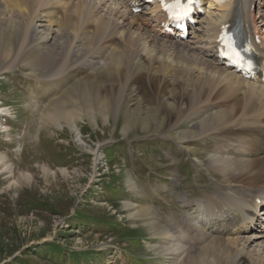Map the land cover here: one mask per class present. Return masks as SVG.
I'll return each instance as SVG.
<instances>
[{
  "label": "bare ground",
  "instance_id": "6f19581e",
  "mask_svg": "<svg viewBox=\"0 0 264 264\" xmlns=\"http://www.w3.org/2000/svg\"><path fill=\"white\" fill-rule=\"evenodd\" d=\"M159 1L0 0V70L23 61L56 87L71 72L78 75L50 100L42 124L83 115L107 119L126 107L129 87L139 95L133 99L139 109L125 112L123 127L147 130L151 114L142 116L143 108L155 112L167 96L159 121L167 131L148 133L171 137L168 131L188 120L189 133L177 142L216 141L209 163L226 189L197 198L152 185V200L155 188L171 193L185 209L181 217L163 215L156 205H125L160 236L167 264H264V85L217 56L220 31L239 19L250 50L264 60V0H203L206 15L185 40L163 33ZM142 6L146 10L135 12ZM134 82L157 86L146 94Z\"/></svg>",
  "mask_w": 264,
  "mask_h": 264
},
{
  "label": "rangeland",
  "instance_id": "374dc122",
  "mask_svg": "<svg viewBox=\"0 0 264 264\" xmlns=\"http://www.w3.org/2000/svg\"><path fill=\"white\" fill-rule=\"evenodd\" d=\"M32 70L23 61L0 70V264H167L160 236L133 218L125 202L181 217L185 209L171 193L155 188L158 198L152 200V185L165 183L197 198L226 189L209 163L217 142L179 145L177 139L189 133L188 120L168 131L171 137L148 133L167 131V123L159 122L167 96L160 97L159 110L152 103L155 112L143 108L142 116L151 114L150 128L126 131L125 112L139 109L133 105L139 95L129 87L126 107L107 119L96 114L42 124L50 100L78 75L71 72L56 87ZM137 86L150 94L157 85Z\"/></svg>",
  "mask_w": 264,
  "mask_h": 264
},
{
  "label": "snow or ice",
  "instance_id": "6c2138e0",
  "mask_svg": "<svg viewBox=\"0 0 264 264\" xmlns=\"http://www.w3.org/2000/svg\"><path fill=\"white\" fill-rule=\"evenodd\" d=\"M165 7L169 10V11H172L173 9L175 8H179L181 7V5L179 4V0H176V3L174 4H166ZM223 40V43L225 45V48L227 49V52L225 54H232L236 57H239V53L235 50V48L233 47L232 45V42L230 40V38L228 37H223L222 38Z\"/></svg>",
  "mask_w": 264,
  "mask_h": 264
}]
</instances>
